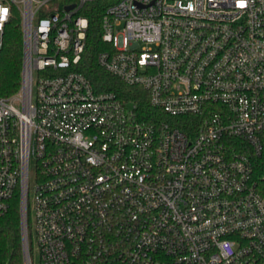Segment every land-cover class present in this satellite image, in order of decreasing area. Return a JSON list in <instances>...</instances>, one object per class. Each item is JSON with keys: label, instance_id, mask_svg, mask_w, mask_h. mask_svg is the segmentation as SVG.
<instances>
[{"label": "built area", "instance_id": "2783aa9c", "mask_svg": "<svg viewBox=\"0 0 264 264\" xmlns=\"http://www.w3.org/2000/svg\"><path fill=\"white\" fill-rule=\"evenodd\" d=\"M87 1L0 0V49L14 9L23 29L0 216L19 194L25 264L32 226L41 264H264V0L109 4L98 61L149 113L75 69Z\"/></svg>", "mask_w": 264, "mask_h": 264}, {"label": "trees", "instance_id": "16d2710c", "mask_svg": "<svg viewBox=\"0 0 264 264\" xmlns=\"http://www.w3.org/2000/svg\"><path fill=\"white\" fill-rule=\"evenodd\" d=\"M116 0H90L80 13L89 19L85 50L75 69L88 76L99 90H115L120 95L138 101V109L149 113L153 108L147 98L132 95L127 84L107 71L98 61V55L107 43L102 39V19L109 4ZM23 29L20 13L14 9L5 25L3 44L0 49V97L15 95L22 85ZM253 175L257 189L264 195V150L253 158ZM0 264H25L22 240L20 197L16 194L8 210L0 216Z\"/></svg>", "mask_w": 264, "mask_h": 264}, {"label": "rangeland", "instance_id": "374dc122", "mask_svg": "<svg viewBox=\"0 0 264 264\" xmlns=\"http://www.w3.org/2000/svg\"><path fill=\"white\" fill-rule=\"evenodd\" d=\"M35 169H36V165H35V160L32 159L31 161V184H30V203L33 204V200H34V194H35V190H34V184L36 183L35 181ZM31 243H32V255H33V259H34V264H41V258H40V251H39V246H38V241H37V235H36V230L35 228L32 226V231H31Z\"/></svg>", "mask_w": 264, "mask_h": 264}, {"label": "water", "instance_id": "95a60500", "mask_svg": "<svg viewBox=\"0 0 264 264\" xmlns=\"http://www.w3.org/2000/svg\"><path fill=\"white\" fill-rule=\"evenodd\" d=\"M75 5H70V6H68L67 7V9H71V8H73Z\"/></svg>", "mask_w": 264, "mask_h": 264}]
</instances>
